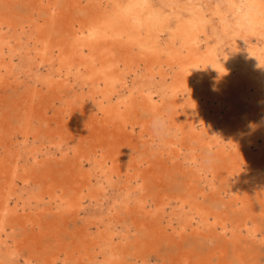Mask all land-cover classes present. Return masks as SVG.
<instances>
[{
    "label": "bare ground",
    "instance_id": "6f19581e",
    "mask_svg": "<svg viewBox=\"0 0 264 264\" xmlns=\"http://www.w3.org/2000/svg\"><path fill=\"white\" fill-rule=\"evenodd\" d=\"M15 1L0 0V98L23 83L32 89L22 129L1 122L6 132H0V253L4 248L7 264H36L33 256L22 257L17 239L7 240L8 225L35 232L49 213L66 224L81 219L80 237H92L91 247L75 248L76 264H129L122 246L129 229L120 217L129 206L137 210L141 230L161 227L166 234L161 217L167 215L173 239L188 229L220 232L225 239L229 231L233 243L243 230L258 239L252 209L253 196L264 205V0H27L36 17L23 24L11 12ZM38 92L48 95L41 109L34 108ZM155 116L167 119L166 132L153 131ZM35 119L44 122L51 145L36 147ZM190 140L218 146L215 154L226 171L199 163ZM142 143L148 144L146 160L132 166L133 173L127 165L121 169L122 150ZM168 159L191 175L194 193L170 197L157 183L159 199L149 203L141 168L166 165ZM54 162L65 166L61 176L52 170ZM122 174L123 191L108 196ZM194 179L220 183L241 223L205 205ZM43 205L45 214L38 215ZM45 226L56 231L46 219ZM28 238L29 244L38 240ZM258 240L264 242V234ZM182 260L194 264L186 254ZM141 261L150 264L145 257ZM46 264L69 263L58 253Z\"/></svg>",
    "mask_w": 264,
    "mask_h": 264
},
{
    "label": "rangeland",
    "instance_id": "374dc122",
    "mask_svg": "<svg viewBox=\"0 0 264 264\" xmlns=\"http://www.w3.org/2000/svg\"><path fill=\"white\" fill-rule=\"evenodd\" d=\"M26 1L27 0L15 1L14 7L11 10L17 21L22 24L25 23V21L29 18L36 17L35 8H33V6ZM21 85H19L17 90L11 89L5 97L0 98V132H6L1 125V122H6L11 130L22 129V119L25 111V102L28 100L32 85L30 84L28 86L27 83H23ZM44 96H48L46 92H44L43 95L39 92L37 93V97L34 101L35 109H41V107L45 105ZM52 109L53 108H50L49 110V118L54 114ZM36 120L37 119L33 121V124L31 126V138L33 139V134L35 132L37 136L34 141L36 147L43 148L44 146L51 145L53 139L49 137V134L46 133L45 128L42 127L44 122L41 124L39 120ZM71 121L72 116L70 114L66 116V122L70 124ZM5 129L7 130V128ZM66 130L69 129L64 128V133L69 132ZM69 134L70 133H67L66 138L71 141V144L74 141L72 140V138H69ZM57 137L59 136L57 135ZM202 139L206 140V133L202 134ZM145 140L147 141V138ZM189 143L196 149L199 163L204 164L206 167L212 168L214 170L226 171L227 164L215 154V152L219 150L218 146L210 148L207 145H200L196 140H190ZM147 145V143H142L137 150L134 148H126L125 150H122L124 152V159L121 160L119 164L121 166V169H124L126 165L131 168L132 166H136L137 163L145 161L149 156V149ZM40 157L45 166L48 161L45 159V157ZM166 163V165L162 166L157 165L155 168H153V165H149L150 168H148L147 165H144L141 168L142 171L140 172V176H143V173L147 172L146 179L148 183L145 194L148 197L149 203L152 202L153 199H155V201H158L159 199L160 187L157 185V183L163 186L162 189H165V193L170 197H175V195H188L189 197H192L194 193L188 186L191 175L187 172H183L176 160L171 161L170 159H168ZM53 164L54 166L51 167L53 171L56 170L59 176H61L62 173L64 174L65 166L63 164L58 165L56 162H54ZM255 165L256 167H258V164ZM261 167L264 171V164H262ZM38 170L40 171L41 169ZM151 170H154L156 173L155 176L159 178L156 181H154L155 176L154 173L151 172ZM134 171L135 169H133L132 167L130 172L133 173ZM125 179L126 175L124 174H122V178L115 179V182L112 184V188L108 189V196H115L118 192V194H120L123 191V184H125ZM34 186L38 188V185L34 184ZM193 186V188L196 189V194H198L201 189L204 190L205 198L202 197V200H204L205 205H211V207H214L219 211H225L228 217L231 218V221L236 224L241 223L243 218L240 211L235 210L233 207H231V199L225 192H223L224 190H221L222 185L220 183L217 184L216 182L213 187L203 182V180L197 181L194 179ZM211 188L213 190H211ZM91 190L93 192V188ZM199 195L200 194H198V198ZM86 202L85 204L88 205L89 201L86 200ZM42 207L40 208V210L36 211L38 215L43 214L45 211L44 209L47 208L45 207V205H43ZM253 207V217L257 220L260 228V232L258 234L259 239L260 236L264 234V205L259 201V198L257 196H253ZM169 210L170 208H168V211ZM36 212H33V218L38 217ZM120 214V217L123 219V224L127 225L129 229L128 243L127 245H125L124 243L122 245L125 253V260L129 264H141V259H143V257L149 260L150 264H188L187 262H183L182 260L185 254L191 258V261L194 264H215L216 261L217 263L219 262L218 264H264V242H261L258 239L252 241L250 237H245L246 232L244 230L243 237L241 239L239 238L238 241H236L237 244L235 242L233 243V241H235L233 239L234 235L229 231L225 239L222 237L220 232H218V235H215L212 230H206L204 231L205 233L202 232L196 234L192 229H188L186 232L180 234V236L177 235L176 239H173L172 237L174 235L171 234L172 227L167 223V215L161 217L162 226L167 227L168 230V232L164 234L161 227V230L159 229L158 232H156L157 229L151 231L149 227H144L142 230L139 229L138 224H136V220H138L137 218L139 217V215L134 206L125 208L123 211H121ZM82 216H86V213L83 212ZM45 219L47 224L55 226L56 231L54 233L47 232ZM41 220L42 227L35 232L31 231L29 227L23 229L16 222L15 224H10L7 227V240L12 241V239H17V241L22 244L21 249L23 258L33 256L34 263L46 264L47 261L53 257V255L60 253L62 259H67V263L76 264L75 261L71 260L72 256H76L75 248L78 247L82 249L83 246L91 247L90 244L92 243V237L86 236L85 239H82L80 237V235L85 232V225L81 221V219H78L77 225H74V219L69 218V222L66 224L63 218H59L57 215L49 213L46 218L45 216L41 217ZM114 222H117V220ZM172 223L174 227L177 226L176 221ZM11 226H14V228L11 229ZM118 227L122 228V225L119 226L118 224ZM95 229L96 227L92 226L91 231H93V236L95 234ZM34 235L38 237V240L35 242V244L27 243L29 242L28 237ZM21 240L24 241V243ZM222 250L224 251L222 252ZM89 251L90 253H92L93 249L90 248ZM131 252L135 254L133 255ZM237 253H239L238 256ZM51 254H53L52 257ZM0 259V264L8 263L7 256L4 253V248L3 250H1ZM60 261L61 259H59V262ZM120 264H122V262Z\"/></svg>",
    "mask_w": 264,
    "mask_h": 264
},
{
    "label": "clouds",
    "instance_id": "9594fccd",
    "mask_svg": "<svg viewBox=\"0 0 264 264\" xmlns=\"http://www.w3.org/2000/svg\"><path fill=\"white\" fill-rule=\"evenodd\" d=\"M152 128L158 135L166 132L168 128L167 119L162 116H155L152 120Z\"/></svg>",
    "mask_w": 264,
    "mask_h": 264
}]
</instances>
